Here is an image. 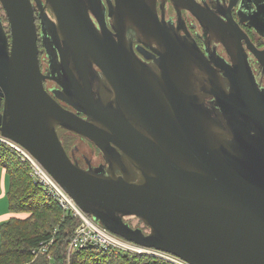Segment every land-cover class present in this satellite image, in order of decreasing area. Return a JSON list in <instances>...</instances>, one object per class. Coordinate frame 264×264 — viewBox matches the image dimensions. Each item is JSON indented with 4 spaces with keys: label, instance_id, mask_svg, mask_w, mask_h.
<instances>
[{
    "label": "water",
    "instance_id": "1",
    "mask_svg": "<svg viewBox=\"0 0 264 264\" xmlns=\"http://www.w3.org/2000/svg\"><path fill=\"white\" fill-rule=\"evenodd\" d=\"M202 1L0 0V136L129 242L186 264H264V49L243 29L264 41V0ZM168 2L216 47L181 38ZM58 128L96 146L106 171L72 160Z\"/></svg>",
    "mask_w": 264,
    "mask_h": 264
},
{
    "label": "trees",
    "instance_id": "2",
    "mask_svg": "<svg viewBox=\"0 0 264 264\" xmlns=\"http://www.w3.org/2000/svg\"><path fill=\"white\" fill-rule=\"evenodd\" d=\"M60 138L72 145V138L64 133ZM3 174L9 179L7 199L13 217L0 226V264H171L147 255L96 247L70 251L79 220L65 215L34 184L29 165L0 142V191ZM51 240L49 249L39 252L42 244Z\"/></svg>",
    "mask_w": 264,
    "mask_h": 264
},
{
    "label": "built area",
    "instance_id": "3",
    "mask_svg": "<svg viewBox=\"0 0 264 264\" xmlns=\"http://www.w3.org/2000/svg\"><path fill=\"white\" fill-rule=\"evenodd\" d=\"M0 142L7 145L14 154L29 165L30 176L34 184L39 186L49 198L55 201L65 215H72V217L79 220L80 224L70 244V251H81L88 247H96L135 255H141L142 253H155L158 255L160 253L129 242L95 222L28 151L1 136ZM143 228H145L144 225ZM53 242L54 240H51L47 244H42L39 252H46ZM169 259L175 264H182L173 258Z\"/></svg>",
    "mask_w": 264,
    "mask_h": 264
},
{
    "label": "flooded vegetation",
    "instance_id": "4",
    "mask_svg": "<svg viewBox=\"0 0 264 264\" xmlns=\"http://www.w3.org/2000/svg\"><path fill=\"white\" fill-rule=\"evenodd\" d=\"M198 3H201L202 5H204V1L202 0H196ZM229 1V0H227ZM219 4H222V0H219ZM159 14L160 16H162V13L160 11L159 8ZM188 14V15H187ZM183 15V21H181L179 23L178 20V15L176 13V11L174 10V8L172 7V5L168 2L166 4V8H165V14H164V19L170 23L175 25L176 27L179 26L181 31H180V36L181 38H183L184 40L188 41H194L198 47H200L204 52L206 51V49H210L212 48V50L216 47L215 43H216V37L215 36H208L206 37L203 33L202 28L200 27V25L198 24V22L196 21V19L188 12L184 11L182 12ZM1 16V15H0ZM52 17V16H51ZM2 19V17H1ZM3 21V19H2ZM4 24V23H3ZM37 24H38V28H39V32H41V20L39 17H37ZM5 28V25H4ZM243 29L247 32V34L251 37V39L253 40V42L257 45V47L259 49H264V41L262 38L257 37L256 35L253 34V30H251L250 28H247L245 26H243ZM6 30V28H5ZM6 32L8 33V35L10 36V28L9 31L6 30ZM43 40H42V36L39 37V45H40V51L43 52ZM206 45V46H205ZM138 48H139V52H138ZM134 49L137 51L138 55L143 59V61L145 62V65H149V66H153V69L155 68V54L145 48L143 45L138 44L136 41L134 42ZM218 52L222 55V56H226L225 53L222 52L221 49L218 50ZM45 56L46 53L44 52ZM254 62V61H253ZM252 62V67L253 70L256 72L258 70V67L256 66L255 62ZM48 64V61H47ZM42 66V65H41ZM214 68L216 70H219L215 65H213ZM49 68V64L48 67L46 69H43L44 72H47ZM226 82V80H224ZM264 86V83H263ZM57 87V85L51 81H45V88L51 92L52 90H54ZM229 89V88H228ZM60 103L68 110L73 111V108L70 107L69 105H67L64 102ZM81 117H84L80 114ZM59 131V135L62 133L68 135V137L72 138L73 137H77L80 139L81 142H86L90 145V150L91 148L94 149V152L91 153L90 151V156L83 153L81 148H79L77 145H74L71 149L69 147V143L66 140H62L63 144L70 156V158L74 161H76L81 167L89 169V168H93L96 170H103L107 168V165L100 153V151L98 150V148L92 144H90L89 142L81 139L79 136L66 131V130H62L61 128H58ZM61 136V135H60ZM96 153H98L101 157H100V161H98L97 163H93V160H98ZM89 154V153H88Z\"/></svg>",
    "mask_w": 264,
    "mask_h": 264
},
{
    "label": "rangeland",
    "instance_id": "5",
    "mask_svg": "<svg viewBox=\"0 0 264 264\" xmlns=\"http://www.w3.org/2000/svg\"><path fill=\"white\" fill-rule=\"evenodd\" d=\"M0 15H1L2 19H3V23L5 25L6 30L9 31V23L7 22L6 14H5L3 8L1 7V5H0ZM44 52H45V49L43 50V52L41 51L40 59H41V65H42L43 69H46L48 67V64H47V59H46V56H45ZM60 135H62V133ZM64 135H66V134H64ZM67 137H68V135H66V138ZM72 140L73 141H72V145L70 146V149L74 145H77L79 148H81V150H82L83 153H85V154H87L89 156H90V151H91V153L94 152V149L91 148V150H90V145L88 143L81 142L79 138L72 136ZM96 156H97V159L98 160H93V163L94 164L97 163L98 161H100V157H101L98 153H96ZM5 202L6 201L4 199V203ZM125 222L128 223L133 228H141V229L143 228L142 222L138 218H136V217H126L125 218ZM143 232L146 233V234H148L150 232V230H149V228L147 226H145V228H143ZM159 254L160 253H158V255L155 254V253H150V254L149 253H145V254L142 253L141 255H147V256H150V257H153V258L161 259V260H163V261H165L167 263L175 264V263L171 262V260L169 259V258H172L173 256L172 257H169L171 255L166 254L168 256H165V255H159Z\"/></svg>",
    "mask_w": 264,
    "mask_h": 264
},
{
    "label": "crops",
    "instance_id": "6",
    "mask_svg": "<svg viewBox=\"0 0 264 264\" xmlns=\"http://www.w3.org/2000/svg\"><path fill=\"white\" fill-rule=\"evenodd\" d=\"M9 189V179L6 177V174H3L1 177V191H0V226L3 223L9 221L13 215L9 211V202L7 199V192ZM5 199V203H4Z\"/></svg>",
    "mask_w": 264,
    "mask_h": 264
},
{
    "label": "bare ground",
    "instance_id": "7",
    "mask_svg": "<svg viewBox=\"0 0 264 264\" xmlns=\"http://www.w3.org/2000/svg\"><path fill=\"white\" fill-rule=\"evenodd\" d=\"M131 217H134V216H131ZM124 221H125V218H124ZM141 221V220H140ZM142 222V221H141ZM142 224L143 225H145L143 222H142ZM101 225V224H100ZM102 226V225H101ZM146 226V225H145ZM105 228V227H104ZM133 228V227H132ZM134 229H141V228H134ZM142 231H143V229H141ZM150 230V229H149ZM144 233V232H143ZM144 234H146V233H144ZM149 234V233H148ZM122 238V237H121ZM148 250V249H147ZM158 252V251H157ZM159 255H165V256H168V255H166V254H164V253H162L161 254V252H160V254ZM169 257H172V256H169ZM172 258H174L175 260H177L179 263H182V264H184L183 263V261H181V260H179L178 258H176V257H172Z\"/></svg>",
    "mask_w": 264,
    "mask_h": 264
}]
</instances>
